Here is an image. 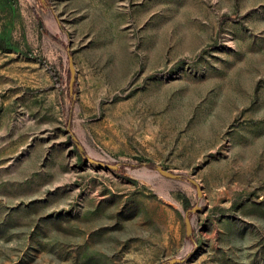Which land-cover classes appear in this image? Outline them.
I'll return each mask as SVG.
<instances>
[{
  "label": "rangeland",
  "instance_id": "374dc122",
  "mask_svg": "<svg viewBox=\"0 0 264 264\" xmlns=\"http://www.w3.org/2000/svg\"><path fill=\"white\" fill-rule=\"evenodd\" d=\"M0 40V264H264V0H0Z\"/></svg>",
  "mask_w": 264,
  "mask_h": 264
},
{
  "label": "water",
  "instance_id": "95a60500",
  "mask_svg": "<svg viewBox=\"0 0 264 264\" xmlns=\"http://www.w3.org/2000/svg\"><path fill=\"white\" fill-rule=\"evenodd\" d=\"M69 71H70L69 88L71 91L73 81H74V76H75L74 68L72 66L71 61L69 62ZM88 161L92 164L99 166V167H104V168H108V169H112V170H116L118 167L117 164L111 165V164H107V163H104L101 161H95L93 159H88ZM156 170L159 174H161L162 176L168 177V178H177L178 177L177 174L170 172V171H167V170L163 169L161 166H156ZM190 183L196 187L197 196L201 197V189L198 186V184L193 180H190ZM197 208H198V206H195L191 210L195 211ZM185 224H186V235L189 236L191 234V225H190V220L187 216L185 217ZM178 261H179L178 259H172V260H170V263L173 264V263L178 262Z\"/></svg>",
  "mask_w": 264,
  "mask_h": 264
},
{
  "label": "trees",
  "instance_id": "16d2710c",
  "mask_svg": "<svg viewBox=\"0 0 264 264\" xmlns=\"http://www.w3.org/2000/svg\"><path fill=\"white\" fill-rule=\"evenodd\" d=\"M41 28L44 29V27H43L42 24H41ZM2 44H3V41L0 40V46H2ZM76 147H77V153H78L79 157L84 158V152H83V150L81 149L80 145H79L77 142H76ZM148 166H149V167H153L152 164H149ZM178 177H179V176H178ZM187 203H188V202H187L186 200H184V206H186Z\"/></svg>",
  "mask_w": 264,
  "mask_h": 264
}]
</instances>
